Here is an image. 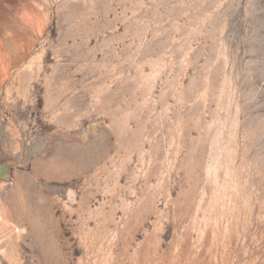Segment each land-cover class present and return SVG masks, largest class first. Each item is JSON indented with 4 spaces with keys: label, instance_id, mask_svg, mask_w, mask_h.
Masks as SVG:
<instances>
[{
    "label": "rangeland",
    "instance_id": "rangeland-1",
    "mask_svg": "<svg viewBox=\"0 0 264 264\" xmlns=\"http://www.w3.org/2000/svg\"><path fill=\"white\" fill-rule=\"evenodd\" d=\"M0 264H264V0H0Z\"/></svg>",
    "mask_w": 264,
    "mask_h": 264
},
{
    "label": "water",
    "instance_id": "water-1",
    "mask_svg": "<svg viewBox=\"0 0 264 264\" xmlns=\"http://www.w3.org/2000/svg\"><path fill=\"white\" fill-rule=\"evenodd\" d=\"M9 170H10V166H9L8 164H6V163H3V164L0 166V178H2V179H6Z\"/></svg>",
    "mask_w": 264,
    "mask_h": 264
}]
</instances>
